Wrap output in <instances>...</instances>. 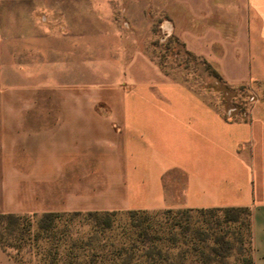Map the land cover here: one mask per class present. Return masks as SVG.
I'll use <instances>...</instances> for the list:
<instances>
[{
    "label": "crops",
    "instance_id": "1",
    "mask_svg": "<svg viewBox=\"0 0 264 264\" xmlns=\"http://www.w3.org/2000/svg\"><path fill=\"white\" fill-rule=\"evenodd\" d=\"M158 23L230 88L264 86V0H0V215L247 208L264 264V101L232 121L173 81L142 48ZM67 55L118 81L70 96V153H29L15 108L27 129L45 93L61 108ZM0 264L19 263L0 248Z\"/></svg>",
    "mask_w": 264,
    "mask_h": 264
},
{
    "label": "rangeland",
    "instance_id": "2",
    "mask_svg": "<svg viewBox=\"0 0 264 264\" xmlns=\"http://www.w3.org/2000/svg\"><path fill=\"white\" fill-rule=\"evenodd\" d=\"M133 16H137L133 19L140 25L145 24L138 20V15ZM99 21L106 22L105 16ZM120 23L130 22L125 19ZM159 26V23L153 26L154 37L142 48L173 81L215 102L232 121L247 118L251 97L258 100L259 96L264 101V86H259L258 91L227 90L207 63L190 55L173 36L162 34ZM100 48L97 47L99 52ZM93 57L95 69H104L101 54L93 53ZM78 64L70 55L59 61L62 76L56 81L63 86L61 108L58 109L57 94L45 93L43 108L30 114L33 124L28 132L26 127L17 125L23 120V114L21 109L15 108L14 139L28 136L29 153H70L73 113L70 96L81 98L92 83L105 89L118 81L105 78L100 71L95 72L93 78L85 77ZM238 107L245 112L240 114ZM96 113L100 120L102 110L97 109ZM101 127H95V136ZM80 136L85 139V134L79 133V141ZM93 208L58 213L52 219L45 215L25 217L11 225L0 220V236L5 244L14 246L8 250L21 264H247L250 258L254 261L245 215L240 216V223H235L237 214L224 210L199 212L173 208L132 214L137 211ZM107 213L115 214L107 217ZM195 243L201 247V252L194 251Z\"/></svg>",
    "mask_w": 264,
    "mask_h": 264
},
{
    "label": "trees",
    "instance_id": "3",
    "mask_svg": "<svg viewBox=\"0 0 264 264\" xmlns=\"http://www.w3.org/2000/svg\"><path fill=\"white\" fill-rule=\"evenodd\" d=\"M213 73H214V76H215V78L216 79H218L220 82H222V83H224L223 81H222V79L220 78V76L213 70ZM224 85H225V87H226V89L227 90H230L231 88L229 87V86H227L225 83H224ZM231 90H234V89H231ZM238 91L239 92H244V91H246V88L245 87H241V88H239L238 89ZM238 109H239V113L240 114H242L243 112H245V109L244 108H241V107H238ZM189 211H201V212H204V211H207V210H224V211H226V212H229V213H236L237 214V216H236V218L233 220V222H235V223H240L241 222V218H240V216L241 215H245L246 216V220H247V233H248V238H249V242L250 243H252V234H251V212H250V210L249 209H247V208H226V209H196V210H193V209H188ZM169 212H171V211H169ZM115 213H113V214H110V213H107V214H105V216H107V217H110L111 215H114ZM132 214H139V211H137V213H135V212H132ZM45 216V218H50V219H52V218H55V217H57V215H58V213H47V214H44ZM96 216H98L97 214H96ZM25 217H21V216H16V215H0V220H2V221H7L10 225L13 223V222H18L19 220H21V219H24ZM42 227V226H41ZM242 240V242H243V238L241 239ZM198 242V241H197ZM0 248L4 251V252H6V253H8L12 258H14L16 261H17V259L15 258V257H13V255L9 252V250L8 249H12V248H14V246L13 245H11L10 243L9 244H5L4 243V241H3V238L0 236ZM193 248H194V251L196 252V253H198V252H201V247L197 244V243H195L194 245H193ZM19 264H21L19 261H17ZM247 264H254V261H253V259L252 258H250L249 260H248V263Z\"/></svg>",
    "mask_w": 264,
    "mask_h": 264
},
{
    "label": "built area",
    "instance_id": "4",
    "mask_svg": "<svg viewBox=\"0 0 264 264\" xmlns=\"http://www.w3.org/2000/svg\"><path fill=\"white\" fill-rule=\"evenodd\" d=\"M250 101L253 103V102L256 101V99H255L254 97H251V98H250Z\"/></svg>",
    "mask_w": 264,
    "mask_h": 264
}]
</instances>
